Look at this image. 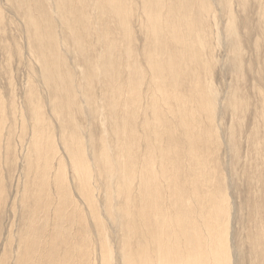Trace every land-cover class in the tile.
Instances as JSON below:
<instances>
[{"label": "bare ground", "instance_id": "obj_1", "mask_svg": "<svg viewBox=\"0 0 264 264\" xmlns=\"http://www.w3.org/2000/svg\"><path fill=\"white\" fill-rule=\"evenodd\" d=\"M13 1L24 12L26 42L53 110L45 114L33 88L20 100L29 127L22 215L6 231L0 264H264L263 219L246 234L245 253L234 243L214 145L220 106L237 126L249 103L236 87L219 99L200 72L211 69L216 31L228 48L227 69L242 80L236 10L249 11L251 3L239 24L258 32L264 48V0ZM1 45L10 53L8 40ZM259 85L255 113L262 116ZM235 130L225 145L234 159ZM8 137L0 95V158ZM250 139L252 149L264 146L259 134Z\"/></svg>", "mask_w": 264, "mask_h": 264}, {"label": "rangeland", "instance_id": "obj_2", "mask_svg": "<svg viewBox=\"0 0 264 264\" xmlns=\"http://www.w3.org/2000/svg\"><path fill=\"white\" fill-rule=\"evenodd\" d=\"M40 2L41 0H36L33 4L35 6ZM29 6L30 4L24 2V4L21 7L25 9ZM247 8L248 9L250 8V10L249 11L245 10V12L239 8L236 10L238 15L236 20H237V25L239 26L238 29L239 35L242 37L240 42L243 51L241 52V56L239 60L241 63L240 66L243 67L240 70L241 78L244 75L242 80L236 82L235 76L227 69L228 60H230V58H228L229 55L228 48L225 46L223 42H221V38L219 36L216 38L217 36L216 31L214 32V37L211 41V47H212L211 69L208 67H202L200 69L203 79L209 80L214 86L213 88L215 90L217 89L216 92L219 99L222 98L221 96L228 94L232 89L236 87V89H238L239 92L241 91L240 96L247 98V101L249 103L247 109L243 111L244 113L243 112L240 113L241 123H239L237 126H236L235 117L231 116L232 115L231 111L226 110L224 107L222 108L223 104L220 106L221 121L220 123L218 122V126L220 127V130L219 131L217 130L218 132L216 131L217 136L214 144L217 149L216 156L219 160L218 169L220 171L219 170L218 171L220 172V175L224 180L223 184L221 183L222 184L221 188L222 190H225L229 204L231 203L229 208H232L233 211L232 209L230 210L231 212L234 213V214L230 213V215H232L233 217V221L231 222L232 224L230 223L231 232H232L231 234L234 236V243L240 247V252L242 254L245 253L247 250L246 234L248 233L250 227L251 229L256 228L258 226V221L260 219L261 220L263 219L262 221H264L263 218L264 206L262 209H259L260 206L258 207L259 203L264 205V186H263L264 183L261 181L262 179H264L261 178L262 175L264 177L263 174L264 169H260L263 168L264 166V146L263 145H261L262 147L260 146L261 150L263 148L262 151L260 150V147L257 148L259 149V153H258L256 147H254L255 149L254 148L252 149L251 147L252 143H250V141L252 140L250 138L253 137L255 134H259L260 138L264 139V128L262 129L260 127L264 122V116H263L264 114L262 116L256 114L257 111L260 114L261 108L259 107L260 105L258 104L259 97L256 94V86H255L258 79H260L261 85L259 86H261L260 88L264 91V84H263L264 83V60H263L264 50L263 49L264 48L263 45H261L262 44V42H260L261 36L259 35L258 32L251 29L246 30L240 27L239 20L241 19V17H245V18L247 17V12H250L252 9L251 3L250 5H248ZM0 9L2 10V15H3V20L0 22V45L3 41L8 40V46L10 48V53H8L7 55L3 54L0 49V95L5 100L6 127L9 131V137L10 136L12 137V140H10L8 137L9 140L7 141V148L5 150V155H3V157L0 158V164L2 163V175H0V181H1L0 207L3 208V211L0 214V229L3 232L5 231V234L0 236V258H1L2 246L3 243L5 242L4 239H6V233H7L6 231L7 229H9L12 223L16 222L14 226L18 225L20 220L19 217L22 215L21 193L25 190L23 186L26 182L25 180L26 158H25V149L23 146L25 145V141L28 140L29 127L27 126V122L24 119H21V115L19 111L20 100L22 99L24 94L30 92L31 88H33V93L35 94V101L40 102L42 106H44V112L47 116H49V114L52 113L53 103L50 97L48 96V91L46 90V88L42 89L41 87L42 78H41V70L39 67V63L36 60V58L33 57L32 51L26 42L27 39H26L25 25L23 18L24 12L20 9L19 10L17 9V7L15 6V1L13 0H0ZM250 16L252 18L251 20L252 23H254L255 20L253 19L252 14H250ZM37 17H40L42 20H44L42 14L40 13L37 14ZM216 20H218L219 22V16L217 13H216ZM45 23L46 21H44V24ZM219 28H222V24H219ZM212 30H214V28H212ZM57 36L60 39H63V33L61 31H59V35ZM258 38L260 40H258ZM256 45L258 46V49L256 48ZM140 48L141 47H139L138 49ZM257 50L259 51L257 52ZM69 51L70 48H68L67 44L63 43V55L66 56V54ZM72 64L73 62H70L68 59H66V65L69 69H71ZM255 106L259 108L256 109ZM222 111L224 113L221 115ZM64 116L66 119H68L66 113H64ZM258 118H259V122H258ZM53 122L59 123L56 119H53ZM256 125H258V129H255ZM231 127H235L236 129L235 130L237 132L236 142L239 148V153L237 155L239 156L240 154V156L239 157L237 156L235 159L232 156V152L226 149L225 146L228 143V133ZM54 129L55 126L52 124V130ZM250 131L253 132L249 133ZM258 131L260 133H258ZM105 134H106V130L103 131V135ZM249 134H252L253 136L250 137ZM222 135H224L225 137L223 138ZM250 147L252 151L250 150ZM254 152L258 153L257 156L256 153ZM246 154L248 155L249 158L247 157ZM259 154L260 156H258ZM228 155L230 156V159L231 158L232 160L234 159L236 163L234 162V160L230 162ZM259 157L262 160V162L260 163L255 161L256 159L259 160L260 159ZM254 158L256 159L254 160ZM228 161L230 162V165L227 164L229 163ZM255 163H257L256 168H255ZM261 163L263 166H260ZM233 166H235V170ZM228 168H231V173H230L231 178L234 177L235 179V180L232 179L233 182L230 180L231 179L230 176L228 177L229 179L227 181L225 180L226 174H229L227 172H230ZM257 168H259L262 173ZM232 169L235 172H233ZM256 170H258V175H260L261 180L259 179V176H257V173L256 174L254 173L256 172ZM251 173H253L256 176H253V174ZM250 174L252 175V177ZM249 176L250 179L254 177L253 178L254 180L251 179V181H254V185L256 187V188L254 187L255 189L252 188L253 182L250 184L251 181H248L250 180L248 178ZM255 177H257V179ZM255 183H260V184H255ZM255 206H257L256 208L258 209H255ZM251 209H253L254 211H252ZM251 212L252 213L257 212V214L258 212H260L261 215L260 214L257 215L256 213L255 215L254 213L252 214ZM252 219L256 220L257 222L254 223L253 221L251 222ZM260 221L259 223L261 224ZM88 231H90L89 227H88ZM229 260L231 262V259ZM241 260L242 258L238 259L237 263L240 264Z\"/></svg>", "mask_w": 264, "mask_h": 264}]
</instances>
